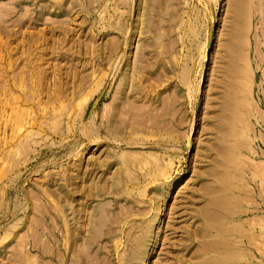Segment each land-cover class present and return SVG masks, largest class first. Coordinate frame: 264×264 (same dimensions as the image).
<instances>
[{"label": "rangeland", "instance_id": "1", "mask_svg": "<svg viewBox=\"0 0 264 264\" xmlns=\"http://www.w3.org/2000/svg\"><path fill=\"white\" fill-rule=\"evenodd\" d=\"M227 249L264 264V0H0V264Z\"/></svg>", "mask_w": 264, "mask_h": 264}, {"label": "bare ground", "instance_id": "2", "mask_svg": "<svg viewBox=\"0 0 264 264\" xmlns=\"http://www.w3.org/2000/svg\"><path fill=\"white\" fill-rule=\"evenodd\" d=\"M228 105H229V107H231L232 109H235V110H236V109H237V105H239V104H238V102H237L236 100H234L233 102H230ZM54 111H55V110H54ZM68 117H69V115H68ZM234 117H235V116H234ZM236 120H237V119L235 118L233 121H236ZM80 122H81V121H80ZM191 146H192V144H191ZM227 151H230V150H226V152H225L226 154H227ZM85 152H86V151H85ZM85 152H84V153H85ZM84 153H83V154H84ZM231 162H232V161H231ZM227 164H229V160L222 161V162H220V167H221V168H225V167L227 166ZM217 175H218V174H217ZM217 175H216V176H217ZM224 176H228V173L225 174V173H223V172H222V173L219 172L218 180H219V182H220L221 188L219 189V191H215V190H214L215 192L213 191L214 193L217 192V194H216V196H214V198L212 199V201L210 200V201H211V205H213V207H216V208H217V209H216V208H213V209H215V214H214V213H213V214H210V211H211L210 208L212 207V206H211V207H208V206H210V205L207 206L208 208H205V207H204L205 210H203V213H207V212H208L207 216H206V214H203V217H204V215H205V218H206V217H208L209 214H210L209 216H212V218H211V217L209 218L211 224H213L212 222H214V220H215L216 218H218V217H219V218H218L219 221L222 220L221 222H224L225 219L227 220V218H225L224 215H223L224 219H221V220H220V214H219V211H218L219 208H220V210H222V209L224 208L225 204L227 203V199L229 198V195H230V194H228L229 192L226 193V190H228V187L225 185V181H224V179H226L227 177L225 178ZM217 188H218V187H217ZM217 188H216V190H217ZM213 195H214V194H213ZM227 196H228V198H227ZM230 196H231V195H230ZM212 197H213V196H212ZM208 203H209V201H208ZM209 204H210V203H209ZM221 207H223V208H221ZM161 208H162V207H161ZM161 208L159 209L158 217H159V216L161 215V213H162ZM208 210H209V211H208ZM212 212H214V210H213ZM220 212H221V211H220ZM222 213H223V212H222ZM158 217L156 216V218H158ZM223 217H222V218H223ZM209 219H208V221H209ZM116 220H117V219H116ZM156 220H157V219H156ZM204 220H205V219H204ZM211 221H212V222H211ZM219 221H218V222L216 221V222H217V223H220ZM216 222H214V223H216ZM204 223H206V221H205ZM217 223H216V225H217ZM229 223H230V222H229ZM207 224H208V222H207ZM222 224H223V223H222ZM231 224H233V223H231ZM213 225H214V224H213ZM223 225H224V224H223ZM203 226H205V224H203ZM203 226H202V227H203ZM206 226H208L207 228L210 227L209 225H206ZM217 226H218V225H217ZM231 226H232V225H231ZM234 226L236 227V225H234ZM219 227H220V225L218 226V228H219ZM226 227L228 228V226H226ZM226 227H225V228H226ZM211 228H213V227H211ZM214 228H215V227H214ZM214 228L212 229V231L214 230ZM225 228H223V229H225ZM232 228H234V227H232ZM201 229H203V228H201ZM219 229H220V228H219ZM205 230H206V228H205ZM207 230H208V229H207ZM215 230H217V229L215 228ZM215 230H214V231H215ZM221 230H222V229H221ZM223 231H224V230H223ZM223 231H221V232H223ZM226 231H227V230L225 229V233H226ZM207 232H208V231H207ZM209 232L211 233L210 230H209ZM219 232H220V231H219ZM225 233H224V234H225ZM229 233H230V232H229ZM200 234H203V235H204V233H202V232H200ZM200 234H199V236H200ZM208 234H209V233H208ZM208 234H205V235L208 236ZM220 234H221V233H220ZM205 235H204V236L201 235L200 237H205ZM209 235H210V234H209ZM225 235H226V234H225ZM226 236H227V235H226ZM211 237H212V236H211ZM211 237H210V238H211ZM228 237H229V236H228ZM132 238H133V237H132ZM212 238H214V237H212ZM216 238H217V237H215V239H216ZM222 239H223V238H222ZM208 240H209V239H208ZM208 240H206V241L208 242ZM210 240L212 241V239H210ZM226 240H227V239H226ZM136 241H137V240H136ZM216 241H217V239L215 240V242H211V243L208 244L207 247L209 248V250H212V249L215 250V249H216L217 252H218V249H219V250H221V248L223 249L224 246H225V243L227 242V241L225 242L224 239H223V241H217V242H216ZM204 242H205V240H204ZM224 242H225V243H224ZM228 243H229V242H228ZM135 244H136V243H135ZM232 244H233V243H232ZM232 244H231V245H232ZM235 244H236V243H235ZM238 244H239V243H238ZM136 246H137V245H136ZM146 246H147V245H146ZM203 246H204V245H203ZM236 247H237V246H236ZM238 247L241 248L242 246H241V247L238 246ZM133 248H134V247H133ZM141 248H142V247H141ZM146 248H147V247H146ZM224 249H225V248H224ZM228 249H229V248H228ZM228 249H227V251H225V252H226L225 254H224V251H222L221 254H218V256L224 254V256L222 255V256L224 257V258H222V260L224 259V262L221 263V260H220V262H219V260L217 259V260H218L217 262H218L219 264H227L226 261H227V262H231L232 259H235L233 253L230 252V251H232V250L228 251ZM237 249H238V248H237ZM237 249H236V250H237ZM202 250L204 251L203 248H202ZM202 250H201V251H202ZM199 251H200V249H199ZM203 251H202V252H203ZM146 252H147V251H146ZM146 252H145V253H146ZM208 252H209V251H208ZM215 252H216V251H215ZM211 253H212V252H210V254H211ZM200 254H202V253H200ZM206 254H207V252H206ZM210 254H209V255H210ZM216 254H217V253H216ZM203 255H205V253H204ZM203 255H202V256H203ZM212 255H213V256H212ZM205 256H208V255H205ZM210 256L214 257V253L211 254ZM235 256H237V255H235ZM208 257H209V256H208ZM238 257H239V256H238ZM202 258H203V260H204V256H203ZM205 258H206V257H205ZM216 258H217V257H216ZM218 258H220V257H218ZM211 259H212V258H211ZM205 260H206V259H205ZM207 260H208V258H207ZM233 261H234V260H233ZM236 261H238V260H236ZM206 262H207V261H205V264H208V263H206ZM209 262H212V261H209ZM201 263H202V262H201ZM203 263H204V261H203ZM203 263H202V264H203Z\"/></svg>", "mask_w": 264, "mask_h": 264}]
</instances>
